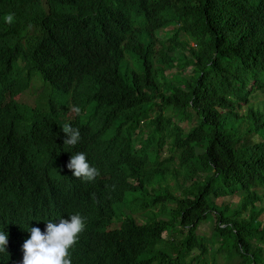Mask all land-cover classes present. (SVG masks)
<instances>
[{
    "label": "trees",
    "instance_id": "obj_1",
    "mask_svg": "<svg viewBox=\"0 0 264 264\" xmlns=\"http://www.w3.org/2000/svg\"><path fill=\"white\" fill-rule=\"evenodd\" d=\"M0 32V231L101 206L109 175L148 223L89 213L84 264H264V0H0ZM78 152L94 183L67 168Z\"/></svg>",
    "mask_w": 264,
    "mask_h": 264
},
{
    "label": "clouds",
    "instance_id": "obj_2",
    "mask_svg": "<svg viewBox=\"0 0 264 264\" xmlns=\"http://www.w3.org/2000/svg\"><path fill=\"white\" fill-rule=\"evenodd\" d=\"M14 19V14L4 17L5 23L9 25ZM69 110L77 115L81 112L78 106H69ZM62 131L67 137L64 140L65 145L75 147L81 141L79 128L65 123ZM106 148L105 145L98 144L99 156ZM67 168L76 179L84 183H94L101 176L99 169L88 163L83 152L72 155ZM96 184L103 189L101 206L92 204L86 197H82L79 203L68 200L69 202L58 204V201L53 212L44 214L43 211H38L31 228L15 240L11 238L10 233L0 231V264H84L85 257H75L73 251L87 229L89 213L93 215L103 209V220L112 223L113 230L120 229L127 219H133L136 223L146 219L136 208L134 197L130 198L129 193L123 191L122 185H118L109 175H106L103 184ZM73 207L75 210L72 214ZM117 207H120L121 211L131 210L134 215L117 220ZM39 216H42L43 220L39 221Z\"/></svg>",
    "mask_w": 264,
    "mask_h": 264
},
{
    "label": "rangeland",
    "instance_id": "obj_3",
    "mask_svg": "<svg viewBox=\"0 0 264 264\" xmlns=\"http://www.w3.org/2000/svg\"><path fill=\"white\" fill-rule=\"evenodd\" d=\"M191 69L187 70V72H190ZM177 71V69H173L172 71H167L166 72V76L168 78L171 77V75L173 73H175ZM242 114H244L246 112V107H243L242 110H240ZM244 199V193H241V195L235 196V197H226L224 199H220V200H216L217 204L219 205H224V206H228L230 208L231 211H235L237 212L241 205H242V200ZM257 213H262L261 216H259V222H262V224H264V203L263 204H256ZM117 220H120L121 218H125V217H131L134 215V212L131 210H125V211H121L120 207H117ZM247 212L244 213L243 217L247 216ZM165 220H168L167 218L164 217ZM148 220L145 219H141L138 224L139 225H143V224H147ZM215 226V221H211V222H207L201 225V227L199 228L198 231V235L201 236L202 238H204L207 244L211 243V237H212V231L213 228ZM219 248V246H216L215 249L217 250ZM211 264V263H209ZM215 264H230L228 263V261L224 260L223 257H217Z\"/></svg>",
    "mask_w": 264,
    "mask_h": 264
}]
</instances>
